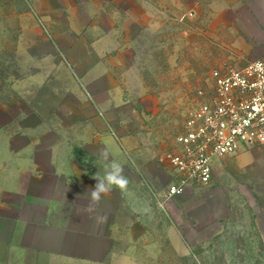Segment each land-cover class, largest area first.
I'll return each mask as SVG.
<instances>
[{
    "label": "rangeland",
    "instance_id": "obj_1",
    "mask_svg": "<svg viewBox=\"0 0 264 264\" xmlns=\"http://www.w3.org/2000/svg\"><path fill=\"white\" fill-rule=\"evenodd\" d=\"M261 2L0 0V139L34 116L57 125L55 135L69 143L93 140L98 124L121 145L124 155L115 159L148 219L123 215L104 264H264V144L216 161L209 182H189L171 197L169 186L183 175L166 159L179 151L197 89L210 95V73L246 65L233 25ZM85 10L106 12L94 17L107 32L101 57L126 55L121 78L130 107L104 112L84 104L81 118L83 103L70 90L89 98L82 74L100 57L87 48L96 38ZM42 127L36 131L46 135ZM88 163L104 169L106 162Z\"/></svg>",
    "mask_w": 264,
    "mask_h": 264
},
{
    "label": "crops",
    "instance_id": "obj_2",
    "mask_svg": "<svg viewBox=\"0 0 264 264\" xmlns=\"http://www.w3.org/2000/svg\"><path fill=\"white\" fill-rule=\"evenodd\" d=\"M263 3L262 7L243 9L245 14H240L243 21L233 25L242 36L243 50L238 58H244L247 63L264 59ZM85 12L89 18L85 26L96 38L87 43V48L99 56L107 32L100 19L95 18V21L94 17H103L106 12ZM47 19L52 25L53 15ZM74 23L78 25L80 21ZM122 55L126 57L119 53L112 62L100 55L82 74L89 98L83 91L70 90V94L83 103L81 118L87 117L84 104L93 103L104 112L112 105L117 110L130 107L123 93L121 77L128 65ZM34 118L27 123L19 122L15 136L0 139V264H104L123 215L148 219L143 207L135 203L137 195L130 187L126 192L114 188L103 197L97 209L98 213L107 215L103 225H95L92 218L95 213L90 215L83 211L88 202L86 191L96 183L92 177L96 173L104 174L103 167H90L88 162H104L98 151L103 147L111 151L112 158L122 157L121 145L110 133L101 131L98 124V129L92 125L97 130L93 140L81 138L73 143L71 139L70 144V139L55 135L57 125L44 121L35 123ZM40 126L45 127L46 135L38 134L36 130ZM89 149L96 152L90 154ZM218 160L213 161V168ZM168 191L169 188L167 194Z\"/></svg>",
    "mask_w": 264,
    "mask_h": 264
},
{
    "label": "built area",
    "instance_id": "obj_3",
    "mask_svg": "<svg viewBox=\"0 0 264 264\" xmlns=\"http://www.w3.org/2000/svg\"><path fill=\"white\" fill-rule=\"evenodd\" d=\"M210 79V95L197 89L185 131L178 138L179 151L166 155L183 175L169 187V197L181 194L189 182H209L215 159L264 144V59L242 68L214 69Z\"/></svg>",
    "mask_w": 264,
    "mask_h": 264
},
{
    "label": "clouds",
    "instance_id": "obj_4",
    "mask_svg": "<svg viewBox=\"0 0 264 264\" xmlns=\"http://www.w3.org/2000/svg\"><path fill=\"white\" fill-rule=\"evenodd\" d=\"M100 158L105 161L104 174H95L92 178L96 181L94 187L86 191L87 204L83 206V211L91 214L96 226H101L107 221V215L97 212L103 197L110 193L114 188L121 192L128 191L129 180L124 174L123 165L116 159L112 158L111 151L106 148H100ZM84 195V194H83ZM79 213V209L77 210Z\"/></svg>",
    "mask_w": 264,
    "mask_h": 264
}]
</instances>
